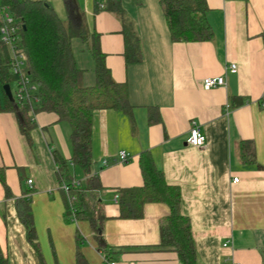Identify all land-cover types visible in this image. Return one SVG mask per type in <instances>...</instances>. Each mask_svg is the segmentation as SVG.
Instances as JSON below:
<instances>
[{
    "label": "crops",
    "instance_id": "crops-1",
    "mask_svg": "<svg viewBox=\"0 0 264 264\" xmlns=\"http://www.w3.org/2000/svg\"><path fill=\"white\" fill-rule=\"evenodd\" d=\"M118 1L140 36L141 63H127L117 15L95 0H86L84 8L65 1L71 8L68 24L73 20L99 35L106 66L114 81L127 85L132 107L131 114L94 112L90 174L72 161L68 122L54 113H33L34 126L25 132L18 113H0V168L12 195L6 196L0 181L3 254L9 264H104L105 258L181 264L175 252L160 247L161 223L170 214L166 204L146 203L141 218L121 216L119 192L144 185L139 160L150 152L166 182L180 189L199 264H264V0H207L214 37L200 43L172 42L162 8L151 0ZM79 39L72 40L73 52ZM74 56L85 87H93L94 58ZM232 64L236 73L228 70ZM220 76L225 86L204 89V79ZM196 125L206 137L205 149L187 142ZM243 142L252 144L254 157L243 154ZM122 152L128 155L124 162ZM57 160L67 164L77 188L101 184L104 247L89 221L66 217ZM21 198L32 202L41 257L19 216Z\"/></svg>",
    "mask_w": 264,
    "mask_h": 264
},
{
    "label": "trees",
    "instance_id": "trees-1",
    "mask_svg": "<svg viewBox=\"0 0 264 264\" xmlns=\"http://www.w3.org/2000/svg\"><path fill=\"white\" fill-rule=\"evenodd\" d=\"M105 1V11L114 13L123 22L124 56L127 63L143 62L142 42L134 24L127 18L118 0ZM159 3L172 42L200 43L213 39L214 31L207 19L209 11L207 0H159ZM4 5L11 8L20 28L27 73L38 88L35 96L39 101L32 106L19 102L17 87L13 92L14 102L7 96L5 86L11 87L12 84L17 86L18 77L12 71L10 47L0 42V113H18L25 132L34 126L32 112L54 113L60 121L68 122L72 128V161L85 174H90L94 112L115 109L131 114L132 107L128 101L127 85L117 83L112 78L106 66L105 55L100 48L98 34L87 33L72 20L66 27L49 3L44 1L0 0V7ZM66 5L69 9V4ZM96 9L98 12V7ZM261 37L264 41V33ZM75 38H80L85 43L94 58L96 84L93 87H85L81 84L83 71L76 65L72 49V40ZM251 145L249 142H243L241 150L243 154L249 153V157H254ZM57 162L59 177L65 182L64 185L69 187L67 192L62 189L67 201L66 217L74 215V220L89 221L98 234L100 248L104 247L105 242L99 235L107 219L98 196L102 188L101 184L95 183L88 188H77L67 164L61 160ZM139 162L144 185L141 188L120 190L121 216L141 218L146 203L166 204L170 214L161 223V249L175 252L181 264H199L190 221L181 211L179 187L166 182L163 172L156 167L150 152H143ZM2 173L3 169L0 168V181L6 189V196L11 198L12 195ZM31 193L32 190H29L25 195L30 196ZM17 205L19 216L27 229L28 239L41 257L31 211L32 202L21 198ZM77 238L81 240L79 233ZM78 258H82L80 252ZM0 264H9L1 248Z\"/></svg>",
    "mask_w": 264,
    "mask_h": 264
},
{
    "label": "built area",
    "instance_id": "built-area-1",
    "mask_svg": "<svg viewBox=\"0 0 264 264\" xmlns=\"http://www.w3.org/2000/svg\"><path fill=\"white\" fill-rule=\"evenodd\" d=\"M101 9L105 8L104 0H95ZM0 42L7 45L11 49L12 54V71L18 77L17 83V99L19 102L25 103L32 106L39 100L35 96V92L38 91L36 84L31 80L30 75L27 73V63L26 54L23 51L21 45L20 28L18 26L17 20L15 19L11 8L8 5L0 7ZM228 70L231 73L237 72V65L232 64L229 66ZM226 85V80L224 77H208L203 81V87L205 90H211L214 88L222 87ZM33 114V112H32ZM188 144L192 147L198 149L206 148V137L198 129L197 125L190 130L189 138L187 140ZM128 155L125 152L121 153V161H126ZM237 182L238 180L235 179ZM28 185H32V181H28ZM63 189L67 192L69 187L64 186ZM104 264H118L107 258L104 259ZM136 264V263H129Z\"/></svg>",
    "mask_w": 264,
    "mask_h": 264
},
{
    "label": "rangeland",
    "instance_id": "rangeland-1",
    "mask_svg": "<svg viewBox=\"0 0 264 264\" xmlns=\"http://www.w3.org/2000/svg\"><path fill=\"white\" fill-rule=\"evenodd\" d=\"M38 1H44V2L49 3V5L54 9V11L58 15V17L63 21L64 25L67 26L68 21H69V16L71 15V10H70L71 8L68 9L67 5L65 4V0H38ZM90 1H93V0H90ZM136 1L139 2V0H131V2H134V3ZM73 3H76L78 5L81 4V6L84 8V6L86 5V0H73ZM153 3L158 8H161L160 7L161 5L159 3V0H151V4H153ZM72 14H73V12H72ZM84 19H86V16H84ZM84 30L86 31L85 28H84ZM89 34H90V31H89ZM80 40L81 39H79L78 41H75L74 54L77 55V58H79V57L82 56V58H80V61H82V60H84L86 58H89V60H90V58L92 59L91 53L88 51L87 48L84 47L83 42L81 43ZM80 46H83V47H80ZM86 65H87V63H85V66ZM89 73H90V75H88L89 76L88 78H90L91 76L94 77V74L92 72H89ZM84 82H85V80L84 81L83 80L81 81V84L83 86H85ZM15 88H16V85L15 84H12V86H11L12 93L15 91ZM24 183H27V179L24 181Z\"/></svg>",
    "mask_w": 264,
    "mask_h": 264
},
{
    "label": "water",
    "instance_id": "water-1",
    "mask_svg": "<svg viewBox=\"0 0 264 264\" xmlns=\"http://www.w3.org/2000/svg\"><path fill=\"white\" fill-rule=\"evenodd\" d=\"M4 89H5V92H6L7 96L9 97V99L14 102L15 99L13 97V93H12L11 87L9 85H7V86H5Z\"/></svg>",
    "mask_w": 264,
    "mask_h": 264
}]
</instances>
